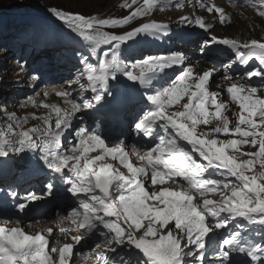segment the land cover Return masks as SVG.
Segmentation results:
<instances>
[{
    "label": "snow or ice",
    "instance_id": "snow-or-ice-1",
    "mask_svg": "<svg viewBox=\"0 0 264 264\" xmlns=\"http://www.w3.org/2000/svg\"><path fill=\"white\" fill-rule=\"evenodd\" d=\"M137 2L131 0L123 6L131 8ZM158 6H166L165 0H143L123 18L51 9L89 49L88 55L76 52L83 66L76 74L81 94L89 90L94 94L83 107H92L94 101L109 111H133L142 100L148 110L141 108L143 114L137 116L134 127L145 137L155 136L157 143L143 153L133 147L130 154L122 143L109 148L100 134L81 127L75 133L79 143L66 149L62 138L82 105L68 99L70 92L65 90L56 95L64 98L67 108L44 105L55 113L54 125L51 113L44 118L43 128L24 130L27 117L9 123L6 130H0V157L39 150L41 167L52 174L44 191L52 196L59 185L67 186L76 206L66 219L82 231L70 237L71 243L62 244L51 227L29 234L18 223L7 227L5 222L0 225V264H76L74 248L86 242V237L97 238L94 247L99 250V264H207L213 235L219 238L213 247L217 257L213 264H249L248 258L251 264H264V244L245 239L235 229L227 236L217 231L240 220L236 229L251 225L264 233V89L225 75L223 79L229 82L226 93L238 106L232 111L219 92L210 90L214 71L184 69L187 58L183 51L141 59L130 54L139 37L167 35L168 25L144 23L123 34L104 30L128 25ZM206 10L220 14L222 23L228 21L222 7L211 4ZM259 15L264 17V10ZM179 22L195 24L205 33L213 27L200 17L182 16ZM178 38L187 40L182 34ZM217 45L234 52L239 65L248 69L245 78H258L264 85V41L241 42L212 35L197 42L201 54L208 57L217 54ZM122 54L132 63H125ZM177 67L179 74L170 73ZM122 78L131 85L126 87ZM109 95L116 105L103 103ZM29 102L35 103L32 98ZM201 125L206 126L205 131H198ZM245 146L254 150L243 151ZM92 152L99 154L92 156ZM132 156L141 162L139 166L132 163ZM106 157L118 160L126 172L107 163ZM218 192L219 199L209 198ZM41 199L30 193L17 207L25 211L31 202ZM58 230L68 237V229ZM106 251L114 255L108 256ZM81 264H86L83 257Z\"/></svg>",
    "mask_w": 264,
    "mask_h": 264
},
{
    "label": "rangeland",
    "instance_id": "rangeland-1",
    "mask_svg": "<svg viewBox=\"0 0 264 264\" xmlns=\"http://www.w3.org/2000/svg\"><path fill=\"white\" fill-rule=\"evenodd\" d=\"M202 1L203 0H198V3L200 4ZM187 2H189V4L186 2L179 4L176 0H165L166 6H158L149 14L136 18L128 25L116 28H105L104 30L116 34H123L144 23L157 22L168 25L170 31L167 35L160 34L155 37L141 36L138 38V43L133 46L130 52V54L135 55L137 59H141L143 56L149 54L167 55L170 51L176 50L183 51L186 56L187 51L189 54L195 53L193 49L187 51L183 49L188 44L189 39L187 38L186 41H182L178 38V34H182L186 37L189 32L193 35L190 46L198 42L196 39L197 35H211L202 31L195 24H181L179 21L182 16L190 18L195 16L203 19L207 16L213 23L214 30L217 26H223L226 23L228 28L227 34H218L217 37L237 39L233 31L238 34L244 33L241 30V25L239 27L238 23L233 24L232 20L221 23L218 13L208 12L206 6L211 5L210 1L208 2L210 4H201L202 7H199L198 4L195 3V0H187ZM126 3L130 4L131 0H0V130H6V126L9 123L15 124L18 120H23L25 117H27V121L23 124L24 130L34 127L43 128L39 125L31 126L30 124L31 121H35V124H44L43 121L46 116L43 119H37L36 115H31V113L39 111L37 107H44L45 104H55V106L61 108L68 107L64 103V98L61 97L60 101L57 100L60 96L56 95V88H59V91L65 90L70 92L68 99H78L79 104L82 105L87 99L90 101L94 95L90 90L81 94L79 83L76 82V74L83 67L79 63L76 52L79 51L88 55L89 49L84 45L81 38L71 33L70 30L54 16L51 9L80 13L85 16H97L100 18H123L130 15L136 7L141 6L143 0H138L137 4L133 5L131 8L124 7L123 5ZM177 3L182 5V7H177ZM226 16L229 18L231 15ZM5 21H8L11 25L8 27L7 33L2 34L1 30ZM243 25L247 30L246 34L252 32L245 22ZM65 37H68V39ZM178 46H182L183 48ZM197 51L201 52L198 47ZM219 51H221L219 54L224 65H230L231 63H233V67L239 65L235 55H233L234 52L226 48H219ZM122 58L125 63H132L130 59L123 57V54ZM92 62L95 63L94 60ZM198 62L199 60L196 61L195 64ZM198 65L200 64L198 63ZM187 67H189V65L185 66L184 69ZM177 68L170 70V73L179 74L180 72H178ZM221 69L224 70L218 77L220 83H217V85H221V87L215 86V82L212 81L210 90L219 92L221 98L225 101L229 96L226 93L228 84L223 77L225 75H231L233 78V75L228 67H221ZM33 76L36 77V81L32 79ZM122 79H125L126 87L131 85L132 82H127L126 78ZM156 87H159V84H157ZM49 90H55V92L52 91L49 93ZM130 90L132 93H136L135 88H130ZM41 93H43V96ZM46 93L47 95H45ZM88 95L90 98L86 97ZM29 98H32L35 103L29 102ZM39 98L42 99L37 102L36 99ZM136 99L139 100L138 94H136ZM186 99L187 98L181 101V103L185 102ZM124 102V97L122 96V103ZM97 106L98 104L92 101V107H82L80 112L75 115L71 127L65 132L62 138L66 149L76 145V143L71 142L70 139L72 138V133L76 132L78 127L83 125L82 121L93 122L94 125L92 127L97 134L101 135L107 144L109 140H112L113 131L119 130L121 127H125L124 130L127 131L136 130L134 121L137 116L134 114L140 112L139 115H142L143 112H141V108H143V111L148 110V107L145 106L141 100L139 106H136L133 111H125V114L121 116L123 120H119L99 112ZM178 107L179 106H176L173 110H177ZM12 114H15V119L12 118ZM54 117L55 115L51 117L52 123ZM16 130L20 131V129ZM205 130L206 126L204 125H201L198 129V131ZM155 139L156 137L154 140ZM152 144L155 145L156 143L152 142ZM40 154V151L36 150L34 152L28 151L26 154L10 152L7 156L0 157L5 163V168L0 172V175H2L0 178V195H3L5 199H7L8 188L6 186L11 184L16 185V182H21L22 184L16 196H18L20 192L21 194L28 195L32 193V189H34L37 196H43V208L39 212L43 213L46 218L49 214V217H51L49 220L53 219L52 225L56 235L59 233L58 227L63 226L60 221L62 217H60L58 208L59 201L55 195L58 194L62 198L67 199L73 195L67 191V193L62 194L59 185L54 189V194L50 199L44 197L48 196L44 191V185L46 180L52 177V174L48 172L47 169L41 167L42 162L39 161ZM106 162L112 163L115 167H120L121 171H124L117 160L106 158ZM232 180L233 183H235V179L233 178ZM225 194H227V190H225ZM16 202L19 203L20 200L17 199ZM238 223H241V221H234L229 227L241 231L245 239L264 244V233L254 230V226L251 225L236 229L235 226ZM217 231L223 233V229ZM68 235L69 237L62 239V244L72 242L70 237L73 236V234L70 230ZM227 235L229 234H224V236ZM218 239L217 236L213 235L211 241L208 242V250L206 252L207 264H213L217 258L216 253L213 251V247L216 246V241H218ZM84 247L83 245H77L74 249L73 258L77 253L82 252ZM248 260L249 264H251L250 258H248Z\"/></svg>",
    "mask_w": 264,
    "mask_h": 264
},
{
    "label": "bare ground",
    "instance_id": "bare-ground-1",
    "mask_svg": "<svg viewBox=\"0 0 264 264\" xmlns=\"http://www.w3.org/2000/svg\"><path fill=\"white\" fill-rule=\"evenodd\" d=\"M179 4H182V3H184V2H186V3H188L189 4V2H187V0H176ZM211 2V0H203L200 4L198 3V0H195V3L196 4H198V6L199 7H202L201 6V4H210V3H208V2ZM212 3V2H211ZM213 13V12H212ZM199 15V14H198ZM208 15V14H207ZM220 15V14H219ZM226 15V14H225ZM232 16V15H231ZM231 16L228 18V20H232V23L234 24V23H237L233 18H231ZM193 18H196L195 16H193ZM236 18V17H235ZM207 23H210V24H212L213 25V23L210 21V19L206 16L205 17V19H204ZM217 21V20H216ZM219 21H220V19H219ZM218 21V22H219ZM222 23V22H221ZM213 29V28H212ZM211 29V31L210 32H208V34H210V35H212V34H214L215 36H217L218 34H220V35H223V34H227V32H228V28H227V26H226V23H225V25H223V26H217V28L215 29V30H212ZM241 30L244 32V34H246V32H247V30L245 29V27H244V25L243 24H241ZM192 47H197V43H194V44H192L191 45ZM103 48H105L106 49V47L107 46H102ZM199 60L200 61V64H201V67H204V66H206V59H205V56L204 55H198V58H197V55L194 53V55H192V56H190V65H193V66H195L196 64H195V61L196 60ZM196 71V70H195ZM36 81V80H35ZM59 88H56L55 90H57V91H59L58 90ZM55 90H49V93H51L52 91L53 92H55ZM46 92V91H45ZM41 95L43 96V93H41ZM87 98L88 97H90L89 95L88 96H86ZM42 99V98H41ZM40 98L39 99H36L37 100V102H39L40 100H41ZM47 99V98H46ZM60 99H61V97H58L57 98V100H59L60 101ZM121 100H122V96H121ZM42 101H44V100H42ZM86 101H89V99H87ZM106 101H114V99H113V96H108V97H106V99H105V101L104 102H106ZM75 102L76 103H79V100L78 99H75ZM108 104H113V103H108ZM51 105H55V104H50V106ZM82 105V104H81ZM107 105V104H106ZM115 105V104H114ZM82 107H83V105H82ZM81 107V108H82ZM38 108V110L39 111H37V112H33V113H31V115H36V118L37 119H43L45 116L47 117V116H49V114L51 113V117H53L54 115H55V113L54 112H51V108H44V107H41V106H39V107H37ZM105 109H107V108H105ZM108 110V109H107ZM113 110H115V112H116V115L117 116H120L121 114H122V112H123V110H121V109H117V108H113ZM109 111V110H108ZM54 123H55V117H54V120H53V125H54ZM30 124H31V126H35V125H39V126H41V127H44L45 125L44 124H35V121H31L30 122ZM87 125H89V123L87 122V121H83V126H85V127H87ZM3 168H5V163L0 159V172L2 171V169ZM2 177V175H0V178ZM65 186L66 185H62L61 186V193H63V194H65L66 193V191H65ZM16 197H19V195L18 196H16ZM213 199H219V194L218 193H216L215 195H214V197H213ZM39 207H42V204H40V201L38 200V201H35V202H33L32 204H30V206H28L27 208H26V212L22 215V219L21 220H14V219H9L8 221H7V225L9 226V227H12V226H16L17 225V223L20 225V226H22V227H24V229H25V231L26 232H28L29 234H32L33 232H39V231H41L42 229H46V228H48V227H52V221H53V219H50L49 220V218H51V217H49V214H48V217L47 218H42V219H39V220H36V221H34L32 218H31V216L32 215H27V213L31 210V209H37V208H39ZM47 215V214H46ZM231 232V229L230 228H227V229H223V233L225 234H229ZM54 238L55 239H59L61 242L63 241L62 239L63 238H66L64 235H61L60 233H58V234H54ZM83 255H80V257H82ZM84 257V256H83ZM76 259L78 260V258L76 257ZM80 261V260H79Z\"/></svg>",
    "mask_w": 264,
    "mask_h": 264
},
{
    "label": "trees",
    "instance_id": "trees-1",
    "mask_svg": "<svg viewBox=\"0 0 264 264\" xmlns=\"http://www.w3.org/2000/svg\"><path fill=\"white\" fill-rule=\"evenodd\" d=\"M11 25V23H9L8 21H5L3 26H2V30H1V33L2 34H6L7 33V30H8V27Z\"/></svg>",
    "mask_w": 264,
    "mask_h": 264
}]
</instances>
